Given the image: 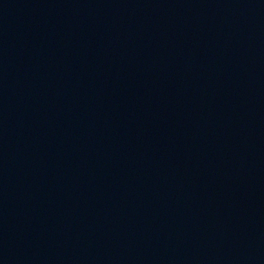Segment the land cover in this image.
<instances>
[{
    "label": "water",
    "instance_id": "95a60500",
    "mask_svg": "<svg viewBox=\"0 0 264 264\" xmlns=\"http://www.w3.org/2000/svg\"><path fill=\"white\" fill-rule=\"evenodd\" d=\"M0 264H264V0H0Z\"/></svg>",
    "mask_w": 264,
    "mask_h": 264
}]
</instances>
